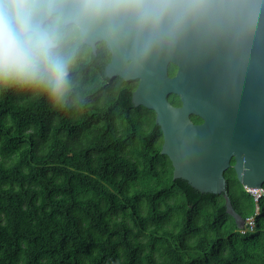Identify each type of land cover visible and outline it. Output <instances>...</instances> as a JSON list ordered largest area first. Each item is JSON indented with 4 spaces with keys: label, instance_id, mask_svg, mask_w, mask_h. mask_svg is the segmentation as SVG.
Masks as SVG:
<instances>
[{
    "label": "trees",
    "instance_id": "trees-1",
    "mask_svg": "<svg viewBox=\"0 0 264 264\" xmlns=\"http://www.w3.org/2000/svg\"><path fill=\"white\" fill-rule=\"evenodd\" d=\"M71 33L53 49L59 92L43 73L0 79V264H264V196L242 233L224 195L174 179L156 112L133 103L138 80L107 77L110 60ZM228 174L246 219L257 203Z\"/></svg>",
    "mask_w": 264,
    "mask_h": 264
},
{
    "label": "water",
    "instance_id": "water-1",
    "mask_svg": "<svg viewBox=\"0 0 264 264\" xmlns=\"http://www.w3.org/2000/svg\"><path fill=\"white\" fill-rule=\"evenodd\" d=\"M26 11L53 49L45 25L56 15L75 24L94 53L106 42L105 74L138 80L133 103L156 112L174 179L224 195L242 229L225 172L233 166L245 189L264 190V0H34ZM193 114L205 122L195 124Z\"/></svg>",
    "mask_w": 264,
    "mask_h": 264
},
{
    "label": "clouds",
    "instance_id": "clouds-1",
    "mask_svg": "<svg viewBox=\"0 0 264 264\" xmlns=\"http://www.w3.org/2000/svg\"><path fill=\"white\" fill-rule=\"evenodd\" d=\"M28 0H0V79L36 80L42 73L59 92L67 63L53 51V42L36 35L27 17ZM246 220V219H245Z\"/></svg>",
    "mask_w": 264,
    "mask_h": 264
},
{
    "label": "flooded vegetation",
    "instance_id": "flooded-vegetation-1",
    "mask_svg": "<svg viewBox=\"0 0 264 264\" xmlns=\"http://www.w3.org/2000/svg\"><path fill=\"white\" fill-rule=\"evenodd\" d=\"M124 1H125L126 6H127L128 0H124ZM120 2H121V0H115V6L118 5ZM33 3H34V0L28 1L27 8L29 10L32 9ZM76 27L77 26L75 24L66 25V26L63 25L62 24V18L59 15L54 16L45 25V29L49 32L51 38L57 43H58V39L60 38L61 35H63L66 39L71 38L73 36V33H71V32L74 31ZM78 31H79V28H78ZM94 54L100 60H103V59L106 60L107 58H108V60H111V52L108 49L106 42L103 40L97 42V50ZM191 119L195 124H202L205 122V120L203 118H201L200 116L195 115V114L191 115ZM234 163H235L234 160H232V165H234ZM231 169L234 170L233 166H231L225 172V177L227 179L228 191H229V187H230V178L228 176L232 175V174H228V171H230ZM234 173L236 175L235 170H234ZM263 188H264V184H263Z\"/></svg>",
    "mask_w": 264,
    "mask_h": 264
},
{
    "label": "built area",
    "instance_id": "built-area-1",
    "mask_svg": "<svg viewBox=\"0 0 264 264\" xmlns=\"http://www.w3.org/2000/svg\"><path fill=\"white\" fill-rule=\"evenodd\" d=\"M253 197L255 202L257 203V208L255 213L246 218L244 227L240 229L242 233H247L250 231H254L256 227V216L260 214V207L258 206L259 200L264 196V190L263 189H246Z\"/></svg>",
    "mask_w": 264,
    "mask_h": 264
}]
</instances>
